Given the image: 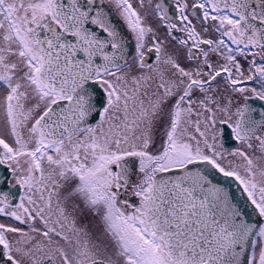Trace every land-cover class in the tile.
I'll use <instances>...</instances> for the list:
<instances>
[{
  "label": "snow or ice",
  "instance_id": "1",
  "mask_svg": "<svg viewBox=\"0 0 264 264\" xmlns=\"http://www.w3.org/2000/svg\"><path fill=\"white\" fill-rule=\"evenodd\" d=\"M0 264H264V0H0Z\"/></svg>",
  "mask_w": 264,
  "mask_h": 264
}]
</instances>
